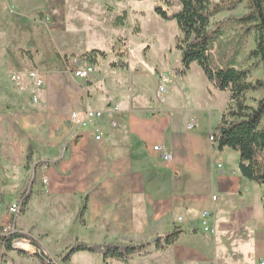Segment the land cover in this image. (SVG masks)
<instances>
[{"label":"crops","instance_id":"obj_1","mask_svg":"<svg viewBox=\"0 0 264 264\" xmlns=\"http://www.w3.org/2000/svg\"><path fill=\"white\" fill-rule=\"evenodd\" d=\"M21 29L24 42L16 43V48L7 45V53H12L10 61L18 64L26 59L28 63V56L36 55L40 65L32 69L41 73L43 84L35 88L28 84L27 72H13L21 73L27 86L22 92L16 91L6 106H0V171L7 174L5 179L19 173L21 181L28 182L26 206L34 199L37 203L39 198L42 202L51 199L72 211L73 221L85 219L86 237L92 239L77 240L81 237L77 229L70 246L76 242H151L146 253L133 254L127 262L116 260L125 264H222L201 227L204 209L212 211V224L220 242H227V231L232 233L233 229L239 231L242 241L251 236L256 219L252 207L245 206L244 201L255 181L240 174L239 158L235 166L228 165V147L218 148L209 138L212 131L207 140L182 133L183 118L177 113L182 108L167 104V96L164 100L156 96V83L146 78L150 72H119L128 68L127 62L124 67L112 65L124 62L120 61L124 56L121 52L116 61L107 63L108 72H96L105 56L96 55L91 62L81 53L94 70L88 78L80 79L66 70L62 61V55L76 52H57L54 61L52 53L41 48V36L29 40L26 30ZM43 55L49 57L43 59ZM160 73L163 72L155 74L158 80ZM202 73L174 72L189 90V103L199 89L207 91L209 97L217 93ZM141 80H148L147 84H141ZM183 92L184 89L179 92L182 102ZM113 102L120 107L115 127L106 119L88 126L72 120L74 112L82 115L86 109H104ZM96 129L100 139L95 138ZM155 144H162L171 159L163 160L153 150ZM32 160L38 165L29 169L27 165ZM219 162L222 167H218ZM31 170L37 171L35 181ZM212 195L216 196L214 200ZM3 212L7 211L0 210L1 215ZM176 228L181 232L174 243L163 249L154 247L155 238Z\"/></svg>","mask_w":264,"mask_h":264},{"label":"rangeland","instance_id":"obj_2","mask_svg":"<svg viewBox=\"0 0 264 264\" xmlns=\"http://www.w3.org/2000/svg\"><path fill=\"white\" fill-rule=\"evenodd\" d=\"M155 6H161L169 12L179 9V4L175 0H172L171 6L163 0H0V106H6L8 102H11L12 95L16 91L22 92L27 86L26 78H22L21 73H17L20 75L19 79H12L11 76L16 74L13 72H28L33 66L40 65L36 55L28 56L30 60L28 63L26 59L18 64H12L10 61L12 53H7L9 50L7 45H13L16 48V43L24 42L25 33L21 29L23 28L26 30V37L29 40L39 39L41 36V48L45 52H51L50 56H53L54 61L58 57L59 53L57 52L74 51L76 53H71V56H80L81 53L100 48L106 52L104 63L99 65L96 72L105 73L108 72L106 70L107 63L109 65L111 61H116L117 54L121 52L120 54H124V56L120 61L127 62L128 68L119 72H150L151 74H148L146 78L150 83L151 80L152 84L156 83L157 90L160 82L155 77L156 72H168L166 102L172 104L173 108L174 106L182 108L177 111L183 118V122L180 124L182 133L190 136L197 135L207 140L209 132L219 124L221 114L227 108L230 93L227 90L216 89L217 93L209 97L207 91L199 89L195 92L193 101H190L191 104L188 102L186 94L189 91L188 88L184 87L180 76L174 75L176 69L181 66V54L176 48L180 30L175 20L163 19L157 15L154 12ZM124 11L128 17H125L120 24L116 18ZM246 11L245 1L233 9L220 11L211 18L210 27H214L227 18L241 16ZM33 30L36 32L32 33ZM233 33L234 30L229 29L225 35L216 38V41L224 42L222 45L225 49L233 43V40L229 39ZM110 38L114 41L113 46ZM253 47L254 35L251 33L246 38L245 45L238 56L241 62L240 67L250 66V80L264 78V67L261 64L252 65L253 58H247ZM126 52L128 53L125 55ZM221 52L222 50L217 48L213 51L215 60ZM228 54L230 55V53ZM45 56L49 57V55ZM45 56L43 55V59ZM189 72H201L203 75L202 69L195 62L191 64ZM194 78L197 79L196 75ZM148 80H144V82L141 80L140 83L147 84ZM134 83L138 84L136 80ZM28 84L38 88L31 78L28 79ZM118 85L120 84L118 83ZM182 89H184L183 102L179 93ZM157 95L159 99L164 100L165 96L162 97L158 91ZM262 96H264V91L261 89L248 91L246 94L247 103L254 106L256 100ZM112 101H116L115 98H112ZM113 103L116 104V102ZM190 107H196L195 111L189 112L188 108ZM147 116L149 117V115ZM190 123H196V125L189 127ZM149 140L150 138L147 139V141ZM227 150L229 153L226 161L229 166H235L239 158L238 152L229 147ZM36 165L38 162L33 163L32 160L27 167L34 169ZM32 172L35 174L33 178L35 181L37 171L33 170ZM6 175L5 172L0 171V194L3 202V207L0 210L7 211L3 212V215L0 214L2 221L0 228L11 227L36 238L45 246L50 257L57 264H64L61 261V256L70 246L68 243L73 241L74 231L78 229L77 231L80 232L81 237L77 240L92 239L86 237L88 235L84 228L87 225L85 219L79 217V220L73 221L74 213L68 208L54 203L51 199L42 202L39 198L38 203L34 199L24 210L19 208L17 214H9L8 206L11 202L5 203L4 200H14L13 202L20 203L28 182L21 181L19 173L14 174L11 179H5ZM260 188L264 190V185L253 182V187L244 201L245 206L252 207L256 219L254 230L249 238L244 241L240 240L239 231L233 229L232 233L227 231L226 237L229 240L220 242L216 239L218 233L216 234L213 224V232L207 233L208 240L211 245L213 244L214 256L216 254V259L220 263L260 264V261L264 260V191L261 192ZM32 189L33 187H31ZM42 192L46 191L42 190ZM64 232V235L59 236ZM17 241L27 243L21 246L17 245L9 251L5 258V264H41L34 254L36 249L29 240L19 239ZM21 251L27 254H23ZM106 263L125 264L116 259H108ZM67 264L105 263L101 253L81 251L74 254L71 262Z\"/></svg>","mask_w":264,"mask_h":264},{"label":"trees","instance_id":"obj_3","mask_svg":"<svg viewBox=\"0 0 264 264\" xmlns=\"http://www.w3.org/2000/svg\"><path fill=\"white\" fill-rule=\"evenodd\" d=\"M169 6L172 0H163ZM179 9L169 12L161 6H155L154 12L163 19L175 20L180 30L177 36L176 48L181 54V66L176 72L183 75L188 72L190 65L195 62L204 72L206 78L218 90L229 91V103L222 112L219 124L212 130L213 141L218 148L229 147L238 152V169L240 174L249 180L264 185V96L256 100V105L247 103L248 91L261 89L264 91V78L250 80V66L240 67L238 56L245 45L246 38L253 33L254 47L247 58H253L252 65L261 64L264 67V0H175ZM245 1L247 11L241 16L230 17L210 27L211 18L226 9H233ZM125 18L123 13L117 19L118 23ZM233 29L229 37L233 43L223 48L224 42L216 41ZM222 50L215 60L213 51ZM230 53V55L228 53ZM105 56L100 49H91L82 54L91 62L96 55ZM124 67L126 62L112 63ZM30 160L29 155L27 161ZM29 189H25L20 202L23 210L27 204ZM181 230L174 229L164 236L153 240L156 249L174 243ZM27 239L35 247V256L41 264H57L39 241L32 236L12 230L3 232L0 228V264H5L7 253L14 249V242ZM26 244L27 242H21ZM151 242L134 244L101 243L87 244L76 242L69 246L61 256L62 263H67L72 254L78 251L99 252L106 264L108 259H118L127 262L136 253H146ZM28 245V244H27ZM27 254L26 252H22Z\"/></svg>","mask_w":264,"mask_h":264},{"label":"built area","instance_id":"obj_4","mask_svg":"<svg viewBox=\"0 0 264 264\" xmlns=\"http://www.w3.org/2000/svg\"><path fill=\"white\" fill-rule=\"evenodd\" d=\"M62 61L64 64V67L66 70L71 72L75 77L80 78V79H86L88 76L93 72L94 66L92 63L87 62L84 60L83 57L81 56H70V55H62ZM27 75L33 80L34 84L36 87H41L43 84V77L41 73L37 69H31L30 71L27 72ZM12 79L17 80L20 78V75L18 74H13L11 76ZM169 80V74L166 72L160 73L159 74V87H158V93L162 94V97L165 96V91H166V84ZM120 111V107L118 104H112L107 106L104 109H86L82 115L79 113H72L71 117L72 120L80 126H88L91 122L93 121H99V120H104L106 119L108 121V124L112 127H115L117 125V121L115 118V115ZM195 123H190L189 127L194 126ZM96 139L101 138V134L98 133L96 129ZM210 140L213 141V135L210 133L209 135ZM153 150L159 154V156L165 160L168 161L171 159L170 153L166 150V148L162 144H155L153 145ZM218 167H222V163L219 162ZM224 172V170H222ZM43 181H46L44 179ZM216 198L215 195H212V199L214 200ZM3 207V202H2V197L0 194V209ZM20 208V203L19 202H11L8 206V212L9 214H17ZM180 219V218H179ZM200 223L201 227L204 232L206 233H211L213 232V227H212V211L209 209H204L201 213L200 216ZM14 230L13 228L9 227L7 228H2L3 232H9ZM17 241V240H16ZM21 242L17 241L14 246H20ZM260 264H264V260H261Z\"/></svg>","mask_w":264,"mask_h":264},{"label":"bare ground","instance_id":"obj_5","mask_svg":"<svg viewBox=\"0 0 264 264\" xmlns=\"http://www.w3.org/2000/svg\"><path fill=\"white\" fill-rule=\"evenodd\" d=\"M19 245L21 246V245H25V244H21V243H20Z\"/></svg>","mask_w":264,"mask_h":264}]
</instances>
